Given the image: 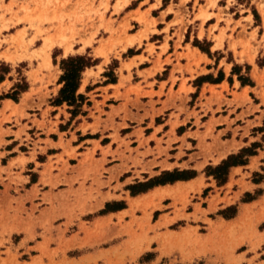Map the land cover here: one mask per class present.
<instances>
[{
	"label": "crops",
	"instance_id": "0c3cea01",
	"mask_svg": "<svg viewBox=\"0 0 264 264\" xmlns=\"http://www.w3.org/2000/svg\"><path fill=\"white\" fill-rule=\"evenodd\" d=\"M256 1L250 3L255 6ZM142 3L143 0L138 2ZM169 3L162 5L159 0L141 6V12H147L157 22L140 45L134 43L119 51L120 59L115 55L107 61L96 57L98 61L81 72L75 95H81L83 102L73 115L71 106L54 102L62 85L58 83L59 72L53 76L41 73V81H32L26 75L12 78L8 71L0 70L1 213L11 216L16 209L23 219V212L27 214L32 206L39 205L54 214L56 211L48 203L53 208L66 204L73 200L72 194L82 191L78 196L86 199L90 194L88 197L93 200L89 204H96L95 211L101 212L98 219L120 216L126 221L137 210L135 206L153 192H187L188 199L199 195L201 200H207L214 196L213 187L221 190L218 199H222L224 186L229 181L237 184L241 178L251 188L238 194L236 199L247 196L239 205L262 197L264 192L257 193L256 198L249 197V193L264 185L263 179L252 181L246 176L254 174L256 178L258 166H264V141L257 139L264 136V104L260 98L251 103L257 109L249 112L247 101L254 92H260L257 85L258 79L264 80V67L248 64L250 67L242 75L232 72V63L224 62L231 66L227 72L219 65L224 60L220 52L231 53L227 36L230 33L236 39L242 20L248 15L239 17L228 10V15L234 17L230 16L225 37L215 47V40L207 35L208 27L213 25L209 19L199 38L200 24L193 16L183 19L185 25L181 29L179 23L170 24L177 3ZM129 5L122 8L124 16L137 9H129ZM170 6L171 11H167ZM192 20L195 26L188 36ZM223 28L224 24H218L212 36ZM138 30L127 35L133 36ZM263 32L261 24H245V34H253L258 52L264 43ZM193 40H207L208 45L202 51L193 45ZM147 46H151L150 53ZM215 52L218 58L210 66V53ZM110 61L116 65L108 72ZM238 76L244 79L243 83ZM21 83L25 88L18 92L16 101L4 98ZM219 97L230 103L221 102L217 107ZM233 129L234 138L230 133ZM242 130L248 135L242 134ZM240 137L241 145L231 149ZM241 149L251 153L243 157L242 165L228 168L223 184L216 185L211 176L200 177L202 167L216 166ZM172 171L193 174L185 180L137 193V184ZM130 185L133 194L126 188ZM234 186L227 198L238 192ZM167 194L153 199L156 205L151 214L159 212L158 216L168 214L171 218L172 199ZM192 200L191 206L198 204ZM235 205L233 201L220 203L215 210L222 212L205 218L215 225H224L239 215L241 207ZM207 207L205 204L202 209ZM192 209L184 214H191Z\"/></svg>",
	"mask_w": 264,
	"mask_h": 264
},
{
	"label": "rangeland",
	"instance_id": "374dc122",
	"mask_svg": "<svg viewBox=\"0 0 264 264\" xmlns=\"http://www.w3.org/2000/svg\"><path fill=\"white\" fill-rule=\"evenodd\" d=\"M139 1L142 0H0V63L5 65L0 66V70L8 71L12 78L26 75L32 81H41V73L53 76L59 72L60 75L59 61L68 56H85L92 64L98 61L96 57L107 61L115 55L120 59L118 52L134 43L140 45L141 40L154 31L157 22L140 9L144 4L159 0H143L138 4ZM170 1L177 3L175 18L170 24L179 23L181 29L185 25L183 19L193 16L200 24V38L202 26L209 19L213 25L208 27L207 35L215 40V47L220 45L224 30L231 23L232 15H228V10L239 17L247 14L237 38L233 40L230 33L227 36L231 53L220 52L224 60L219 65L227 72L231 66L224 62L232 63L233 70L242 75L250 67L248 64L253 68L264 67V43L258 52L253 34H245V24H261L264 30V0H257L255 6L250 0H161V4H170ZM128 3L129 9L135 6L137 9L124 16L122 8ZM167 11H171V6ZM193 20L188 36L195 26ZM218 24H224V28L218 30L217 36H212ZM135 30H138L135 35H127ZM197 43L202 49L208 45L207 40ZM147 51L151 52V46H147ZM46 54L49 65L45 63ZM210 55L214 58L209 63L211 66L218 56L216 52ZM115 65V61H110L108 72ZM257 88L260 92H254L247 101L249 112L257 109L251 103L260 98L264 104V80L258 79ZM216 102L217 107L221 102L230 103L222 97ZM230 133L234 138L236 129ZM242 134L248 135L246 130H242ZM263 137L259 135L257 139L264 141ZM241 140L242 137L231 149L241 145ZM214 166L202 167L200 177L206 176V167ZM256 175V178L254 174L246 177L264 182L263 165L258 166ZM157 176L159 174L152 178ZM233 185L238 192L227 198ZM249 188L251 186L242 178L237 184L229 181L222 190V199H218L221 190L212 187L214 196L207 200H201L199 195L188 199L187 192L156 191L136 205L137 210L126 221L120 216L98 219L101 212L95 211L96 204H89L93 200L88 197L90 194L86 199L78 196L82 191L72 194L73 200L66 204L53 208L48 203L52 211H56L54 214L40 209L39 205L32 206L27 214L23 212V219L16 209L11 216L0 212V264H264V193L248 205H239L247 196L240 195L236 199ZM260 192H264V185L249 193V197L256 198ZM166 194L172 199L171 218L168 214L158 216L159 212L151 214L156 205L153 199ZM191 200L198 204L191 206ZM232 201L241 207L235 220L220 226L205 218L222 212L215 210L218 204ZM205 204L208 207L203 210ZM190 209L191 214H184Z\"/></svg>",
	"mask_w": 264,
	"mask_h": 264
},
{
	"label": "trees",
	"instance_id": "16d2710c",
	"mask_svg": "<svg viewBox=\"0 0 264 264\" xmlns=\"http://www.w3.org/2000/svg\"><path fill=\"white\" fill-rule=\"evenodd\" d=\"M192 43L194 46H197L200 50L204 51V49L199 47L197 41H193ZM91 65V59L85 56H68L65 59L59 61L58 66L61 74L59 76L58 83L62 85L58 90L57 97L54 99V102L66 103L67 106H71L72 110H70V113L72 115L78 112L83 102V97L81 95H75L81 72ZM234 68L235 67L232 68V72L234 71ZM238 80L240 81V83L244 82V79L241 76H238ZM24 88V83H21V85H16V90L13 91L10 96L5 95L4 98H11L12 100L16 101V95L19 91L24 90ZM250 153L251 151L248 149H241L237 154L227 156L216 166L206 167V176H211L212 179L216 182V185L223 184L226 179L228 168L231 166L242 165L244 163L243 157L246 154L249 155ZM191 174L193 173L177 171H172L170 173L162 172L159 176L149 179L144 183L137 184L135 187L138 188L137 193L145 192L146 190L157 185H164L167 183L170 184L177 180H185L188 178L187 175ZM128 189L130 190V194H133V186L129 187Z\"/></svg>",
	"mask_w": 264,
	"mask_h": 264
},
{
	"label": "bare ground",
	"instance_id": "6f19581e",
	"mask_svg": "<svg viewBox=\"0 0 264 264\" xmlns=\"http://www.w3.org/2000/svg\"><path fill=\"white\" fill-rule=\"evenodd\" d=\"M50 46H51V45H50ZM45 63H46L47 65L50 64V60H49V55H48V54H46V56H45Z\"/></svg>",
	"mask_w": 264,
	"mask_h": 264
}]
</instances>
